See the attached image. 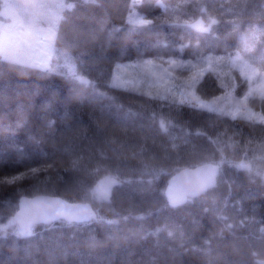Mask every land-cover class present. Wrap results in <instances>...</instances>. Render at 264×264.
I'll list each match as a JSON object with an SVG mask.
<instances>
[{"label": "trees", "instance_id": "1", "mask_svg": "<svg viewBox=\"0 0 264 264\" xmlns=\"http://www.w3.org/2000/svg\"><path fill=\"white\" fill-rule=\"evenodd\" d=\"M64 1L48 67L0 57V264H264V0ZM146 61L192 86L118 79ZM206 162L216 185L170 206L169 177ZM36 194L97 217L21 230Z\"/></svg>", "mask_w": 264, "mask_h": 264}, {"label": "rangeland", "instance_id": "2", "mask_svg": "<svg viewBox=\"0 0 264 264\" xmlns=\"http://www.w3.org/2000/svg\"><path fill=\"white\" fill-rule=\"evenodd\" d=\"M136 2L139 0H131V5ZM65 4L68 5L64 0H5L4 7L0 9V57L29 66L48 67L54 42V27L60 19L59 9ZM37 19L46 21L48 25L39 24ZM129 19L141 22V18L135 14H131ZM239 63L240 67L245 68L248 79L255 76L254 70L247 69L244 61ZM116 74L123 82L138 75L143 79V75L145 85L154 92L171 88L178 82L183 87L190 84L192 86L193 80L191 70L176 72L172 63L165 62L156 65L146 61L140 68L134 63L120 65ZM255 87L253 94L264 93L263 75H260ZM230 110L234 115L239 110L238 103L232 104Z\"/></svg>", "mask_w": 264, "mask_h": 264}, {"label": "water", "instance_id": "3", "mask_svg": "<svg viewBox=\"0 0 264 264\" xmlns=\"http://www.w3.org/2000/svg\"><path fill=\"white\" fill-rule=\"evenodd\" d=\"M220 165L213 162L201 163L193 167H184L168 179L164 195L170 206H179L187 199L202 195L216 185ZM115 182L104 178L97 187V193L103 199L109 197ZM97 214L90 202H75L61 196L36 194L22 196L14 219L21 230L38 224H51L64 220L67 222H86L95 219Z\"/></svg>", "mask_w": 264, "mask_h": 264}]
</instances>
